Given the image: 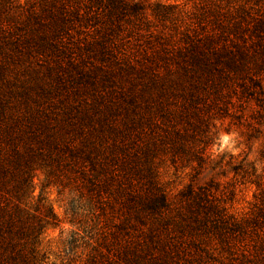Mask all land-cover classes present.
<instances>
[{
	"label": "trees",
	"instance_id": "trees-1",
	"mask_svg": "<svg viewBox=\"0 0 264 264\" xmlns=\"http://www.w3.org/2000/svg\"><path fill=\"white\" fill-rule=\"evenodd\" d=\"M5 73L38 79L45 99L69 86L97 96L80 117L84 124L59 117L51 125L38 109L11 121L19 134L11 132L7 152L0 150V264H42L40 237L45 226L58 224L43 204L33 214L22 205L34 160L44 162L50 177L62 166L76 175L92 204L96 234H106L100 216L107 207L121 218L105 253L98 244L85 264H225L223 253L253 228L254 221L228 214L213 193L216 181L187 186L169 201L140 136L145 122L154 124L151 114L168 109L169 96L172 118L221 103L227 108L232 96L264 111V0H0ZM23 121L26 132L19 130ZM172 133V163L192 153L196 173L218 169L225 178L222 159L188 150L184 134ZM225 165L243 179L249 175L241 165ZM260 199L264 205V190ZM261 240L255 262L264 264ZM245 252L239 264H250Z\"/></svg>",
	"mask_w": 264,
	"mask_h": 264
},
{
	"label": "rangeland",
	"instance_id": "rangeland-1",
	"mask_svg": "<svg viewBox=\"0 0 264 264\" xmlns=\"http://www.w3.org/2000/svg\"><path fill=\"white\" fill-rule=\"evenodd\" d=\"M145 1L166 5L186 2V0ZM37 80L20 74H0V150H4L3 153L8 150L6 141L11 132L15 133L14 136L16 133L19 134L17 127H11V121L22 119L29 109L32 111L38 109L40 115L45 113L44 115L51 120V125H55L53 120L59 117L70 123L76 121L84 124L80 117H83L85 107L92 105L97 96L89 89L83 90L79 86H73L79 88L74 93L73 87L69 86L59 88L51 97L45 99L38 91L37 85L41 83ZM53 83L55 86L54 81ZM115 91L118 99L120 90L116 87ZM231 100L233 104L226 105L227 108L221 103L219 105L221 108L211 107L198 113L186 110L172 118L169 96L164 104V108H168L164 114L161 116L151 114V123L154 124L149 125L145 122L142 126L141 144L149 149L157 183L169 201H176L178 194L187 186L197 189L206 187L212 181L219 182L217 192L213 193L225 206L228 214L239 221L246 219L254 221L251 231L235 241L234 251L230 254L223 253V262L229 264L233 259L234 263L239 264L244 261L242 253L246 251V255L251 259L250 264H259L255 261L262 253L261 236H264V205H261L260 199L264 190V111H260L255 102L248 98L232 96ZM150 109L154 110L153 105ZM18 115L20 118L17 119ZM21 127L20 131H27L24 124ZM173 129H178L184 134L182 141L188 150L194 147L195 152L204 150L210 153L213 160L222 159L225 178L220 176L221 174H216L220 172L218 169L214 172L202 170L199 174L196 173L197 163L193 160L192 153L181 155V161L177 164L172 163L174 153L170 148V135L173 136ZM20 136L24 137V133H20ZM30 145L37 147L34 141L30 142ZM226 162L243 166V170L249 175L245 179L236 176L231 166L225 165ZM249 163L255 166V172L248 166ZM31 166L32 184L21 197L22 205L33 214L36 207L43 204L42 212L53 214L58 221L57 226H45L40 237L42 264H85L92 249L98 244H102V251L105 253V249H108L105 245L110 246L113 241L111 236L115 229L113 225L119 223L120 216L107 207L106 216H100L101 221H104L103 226L106 227L102 231L106 234L102 236L96 234L92 204L86 191L80 190L76 184V175L62 166L50 177L43 161L34 160ZM255 183L262 185L258 187ZM131 233L133 232L130 231ZM106 241L107 243L103 244Z\"/></svg>",
	"mask_w": 264,
	"mask_h": 264
}]
</instances>
